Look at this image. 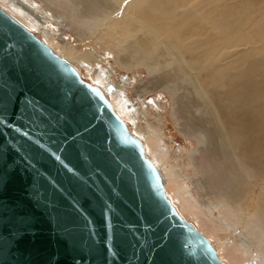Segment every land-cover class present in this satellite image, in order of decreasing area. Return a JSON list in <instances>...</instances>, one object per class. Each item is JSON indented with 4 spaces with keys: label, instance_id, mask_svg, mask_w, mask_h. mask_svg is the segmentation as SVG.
Masks as SVG:
<instances>
[{
    "label": "water",
    "instance_id": "95a60500",
    "mask_svg": "<svg viewBox=\"0 0 264 264\" xmlns=\"http://www.w3.org/2000/svg\"><path fill=\"white\" fill-rule=\"evenodd\" d=\"M0 264H225L102 90L1 8Z\"/></svg>",
    "mask_w": 264,
    "mask_h": 264
},
{
    "label": "bare ground",
    "instance_id": "6f19581e",
    "mask_svg": "<svg viewBox=\"0 0 264 264\" xmlns=\"http://www.w3.org/2000/svg\"><path fill=\"white\" fill-rule=\"evenodd\" d=\"M24 1L27 6L21 0H0V8L71 64L84 80L102 90L130 133L142 141L145 155L160 171L168 199L187 220L168 189L171 169L166 162L169 157L164 156L169 148L162 141V128L157 137L160 143L152 147L151 137L138 125L137 111L145 106L135 108L123 86L112 85V70L100 64L92 68L93 62L99 61L98 53L77 57L68 45L51 38L41 27V21H46L37 13L45 11L66 21L79 30L83 41L92 36L94 46L119 44L115 62L120 66L126 67L129 58L161 72L159 77L155 74V83L148 80L142 84L138 79L135 88L142 95L163 86L174 103L173 118L176 122L185 120L199 142L198 147L183 149L179 156L184 162H180L181 170L185 169L180 177L185 190L181 194L192 195L191 185L201 189L209 201L207 207L231 218L226 217L227 229L241 225L238 245L256 249L258 264H264V51L247 47V41L240 37L242 24L237 17L222 11L216 0ZM236 1L240 4H232L237 8L247 4ZM72 61L82 63L86 73ZM179 81L181 86L171 84ZM181 87L189 93H179ZM187 178L190 183L185 182ZM189 222L209 240L220 260L231 264L219 254L216 242Z\"/></svg>",
    "mask_w": 264,
    "mask_h": 264
},
{
    "label": "rangeland",
    "instance_id": "374dc122",
    "mask_svg": "<svg viewBox=\"0 0 264 264\" xmlns=\"http://www.w3.org/2000/svg\"><path fill=\"white\" fill-rule=\"evenodd\" d=\"M242 1H244L243 3H247L246 6L242 8H237L233 5L235 3L240 4L237 3L239 1L236 0H216L215 2H218L219 7L222 6V11H229V14L236 16V20L240 21L239 23L242 24V31L240 33V37H242L243 40L247 41V47H249L250 45L256 46L258 48V51L262 52L264 51V0ZM21 2L27 6V4H25V2L27 3V1L21 0ZM168 9L170 10L172 8ZM37 16H42L44 21H46H41V27L47 32H50L49 36L57 42L61 41L62 44L65 46L68 45L66 48H69L71 52L73 51L72 53L75 56H84L89 54L93 55V53H98L99 61L93 62L94 66L91 65V67L93 66L92 68L97 69L96 64H100L102 68H107L108 71L112 70V85H122V88H124L126 94L128 95V99L131 101V103L135 104V108L139 109L140 106H145L144 110L139 109L137 111L139 117L138 125L143 130L145 135L151 137L150 143L152 144V147H157V145L160 143L158 139L159 128H162V132L164 134L162 141L166 144V148H169V151L167 152L168 155L165 154L164 156L166 159H168L167 157H169L168 161L166 162L168 168L171 169V177L168 184V189L173 198L174 203L180 209L181 213L185 216V218L196 224L203 233H205L210 239H213V241L216 242V247L219 254L231 264H258L260 257L256 249L253 251L252 248L244 249L245 247H243L242 245H238V243L242 241L240 232L243 229L242 227H240L241 225L235 224V228L237 229H234V227L231 226L229 227V229H227L225 227V224L229 217L223 214L221 215V213L214 208L207 207L209 201L206 195L203 196L204 193H202L203 191H200L201 189L195 188L191 185L192 188L189 192L193 193L192 195L189 193L181 194V192H184L185 190L184 184L181 183L180 177L185 174V169L181 170V166L183 164L181 165L180 162H184L180 160L181 158L179 156L182 154L183 149L190 150V148L195 149L196 147H198L199 142L192 136L189 125L185 120H180V122H176L175 118H173L172 106H174V103L171 98V95L168 93L167 90L163 88V86L157 87L156 90H151L146 93L144 92L142 95L138 94L137 89L135 88V86H137L138 79L141 80L140 82L142 84L146 83V81L148 80H151L155 83V74L156 77H159L161 72H153L144 63H135V61H132V59L128 58L129 56H125V59L128 58L127 66H120L115 62V54L120 53L119 44L110 42L107 46H105L106 48L100 47L99 45L94 46L95 44L92 36L89 37L90 39L87 38L83 41L79 30L68 24L66 21H63L60 18L58 20V18H54L53 15L49 16L48 12L45 11H41V15L37 13ZM246 45L245 48H247ZM108 47L111 53H109V50L107 49ZM91 57L93 60H95L93 56ZM72 62L80 68L83 74L86 73V71L81 67L82 63L79 64V62L76 61ZM150 84L151 83L148 82V86H150ZM171 84L181 86L182 82L181 84L180 81L176 83L171 82ZM189 85L191 86L192 84L189 83ZM181 88L179 93H189L187 89L184 90V87L182 88V90ZM154 99H157L161 107H157L155 105L156 100ZM194 109H196V107H194L193 110ZM156 138L158 140H156ZM179 150L180 152L177 153ZM169 152L171 153L169 154ZM187 179L185 182L190 183V180Z\"/></svg>",
    "mask_w": 264,
    "mask_h": 264
}]
</instances>
